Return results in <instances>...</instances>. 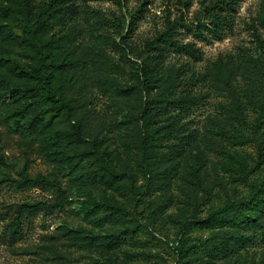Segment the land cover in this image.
Returning <instances> with one entry per match:
<instances>
[{
    "label": "trees",
    "instance_id": "1",
    "mask_svg": "<svg viewBox=\"0 0 264 264\" xmlns=\"http://www.w3.org/2000/svg\"><path fill=\"white\" fill-rule=\"evenodd\" d=\"M89 1L83 7L79 0H0V124L35 138L57 163L50 178H34L25 167L18 179H0V191L38 187L52 195L11 206L4 234L14 243L23 238L26 218L64 211L68 171L99 195L82 202L93 225V236L82 238L114 249L148 230L140 208L169 188L199 135L212 152L219 136L231 150L252 143L255 151L215 180L188 171L195 211L181 224L176 264H264V17L253 48L198 71L202 48L179 36L222 40L242 0H204L195 12L190 0H179L140 47L131 39L149 0L129 17L124 0H113L120 13L110 14L90 10ZM13 48L17 56L8 52ZM130 56L136 61L127 72ZM212 94L228 100L214 106L201 133L192 117ZM103 98L106 114L98 108ZM122 112L123 123H113L109 114ZM121 124L125 136L117 134ZM2 135L0 167L7 165ZM161 198L163 211L172 200Z\"/></svg>",
    "mask_w": 264,
    "mask_h": 264
},
{
    "label": "rangeland",
    "instance_id": "2",
    "mask_svg": "<svg viewBox=\"0 0 264 264\" xmlns=\"http://www.w3.org/2000/svg\"><path fill=\"white\" fill-rule=\"evenodd\" d=\"M79 1L84 7L83 0ZM143 1L124 0V12L129 17L142 5ZM178 1L149 0L148 10L137 22L131 42L140 47L146 39L152 37L156 30L162 28L165 11L170 7L173 12H176L175 4ZM202 1L204 0H190L192 3L190 11L198 10ZM88 6L91 8L90 10H100L106 14H110L111 11L120 13L119 6L113 0H93L88 2ZM263 17L264 0H242L238 5L233 26L226 31L222 40L203 42L184 34H181L179 38L187 42L194 41L202 48L204 61L197 65L198 71H201L220 57L229 55L236 57L242 49L253 48L256 44L254 28L257 27L261 33L263 32L259 25V21ZM90 46L94 49L98 48L94 40ZM8 52L12 56H17L18 50L13 48L8 49ZM129 60L130 62H127L126 66L127 72L131 71L132 63L136 61L132 56L129 57ZM111 73L113 74V72ZM98 95L100 96V94ZM227 100L228 98L212 94L210 98L206 99L205 105L192 117L193 126L198 127L200 132L205 131L204 121L214 113V106L216 107L223 101L227 102ZM104 105L103 98L102 102L98 104V108L100 112L106 114V105ZM124 114L125 112L109 115L113 116V123H123ZM217 130L214 132H218ZM125 132L126 126L121 124L117 134L125 136ZM0 133L3 134L4 153L7 161L6 166L0 167V179L8 175L18 179L19 172L23 171L25 167L34 178L38 176L50 178L54 174L56 161L44 155L35 138H23L13 127L8 128L2 124H0ZM213 137L218 141L216 151L209 150L200 134L189 150L190 162L182 165L175 172L169 188L150 196L147 204L140 208L143 223L148 226V230L138 234L132 240L128 239L114 249L96 245L88 246V241L82 238L85 234L93 236V233L90 232L93 225L86 219L82 202L87 199L89 194H93L96 198H99V195L86 188L81 180H70L68 171L66 172L68 177L66 176L64 179L70 192L67 208L61 212H39L33 218H26L23 224V238L14 243H11L4 234L5 226L12 216L11 206L26 201L49 200L52 195L38 187L18 190L4 187L0 191V264H107V262L112 264H176L174 248L181 232V224L191 218L195 211V195L187 194L188 187L191 185L186 180L188 171H192L194 174L209 172L213 174L212 180H215L216 174L221 177L227 176V171L231 167L243 162L247 154H252L255 151V145L252 143L234 147L232 151L227 146L225 139L218 140L219 136ZM198 148L209 155L208 160L204 161L199 156ZM163 193H166L172 201L168 207L160 211L157 208L162 201ZM150 211L156 215L155 220L154 218L149 220ZM70 230L78 232L74 238H72L74 233H71ZM207 236L209 235L207 234ZM142 253L144 255H141Z\"/></svg>",
    "mask_w": 264,
    "mask_h": 264
}]
</instances>
